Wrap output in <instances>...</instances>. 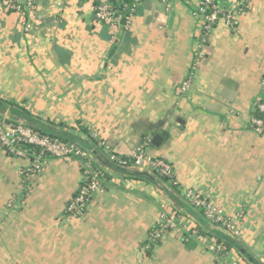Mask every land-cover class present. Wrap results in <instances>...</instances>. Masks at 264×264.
<instances>
[{
    "label": "crops",
    "instance_id": "0c3cea01",
    "mask_svg": "<svg viewBox=\"0 0 264 264\" xmlns=\"http://www.w3.org/2000/svg\"><path fill=\"white\" fill-rule=\"evenodd\" d=\"M199 2L134 0L128 27L96 21L86 0H36L32 10L23 2L22 12L0 6V115L27 124L10 112L24 110L32 125L73 136L107 174L105 191L70 216L79 161L48 156L24 176L29 161L0 146V264H221L176 231L145 249L163 208L184 212L170 194L185 202L187 188L241 214L234 240L264 264V133L249 121L264 97V0H249L234 28L218 22L204 41ZM162 132L147 151L171 163L173 187L129 174L156 176L150 167L115 168L98 146L125 157ZM227 256L248 263L238 249Z\"/></svg>",
    "mask_w": 264,
    "mask_h": 264
},
{
    "label": "built area",
    "instance_id": "2783aa9c",
    "mask_svg": "<svg viewBox=\"0 0 264 264\" xmlns=\"http://www.w3.org/2000/svg\"><path fill=\"white\" fill-rule=\"evenodd\" d=\"M36 0H23L30 10L35 8ZM92 4V10L96 21L114 26L123 22L125 27L130 24L134 3L128 8V14L115 13L109 0H86ZM164 5H169V0H159ZM249 0H200L196 6V13L202 18V39L204 41L209 32L218 22L234 28L237 25V16L246 7ZM22 0H0V6L6 10L22 12ZM226 2L232 4L228 7ZM23 29L29 31L32 23L22 22ZM200 46V45H199ZM189 86V79L182 83V89ZM254 108L264 114V102L259 100L253 104ZM253 108V109H254ZM252 129L257 133H264V119L250 117ZM151 136L147 135L136 145L130 153L121 158L112 152L110 146L99 141L100 146L107 153L109 160L121 168L145 169L149 168L156 175L163 176L168 183L177 186L171 163L164 158L150 159L148 147ZM0 146L10 155L28 160L27 165L21 170L24 176L37 172L48 156L62 158L65 160L77 159L82 169L81 184L75 196L67 204L65 212L74 217L85 213L87 206L96 193L105 191L106 183L105 169L94 159L93 150L83 147L75 141L64 140L56 136L39 133L33 127L23 122H10L4 120L0 115ZM183 199L196 211L200 212L209 224L221 230L232 238H238L243 233L241 214H226L220 207L208 200L200 192L187 188L183 192ZM198 223L191 216L174 208H163L150 228L145 249H151L158 240L168 231H176L187 234L188 239L195 240L206 251L210 252L214 259L221 264H246L239 259H230L226 254H221V246L210 238L207 233L197 231Z\"/></svg>",
    "mask_w": 264,
    "mask_h": 264
},
{
    "label": "trees",
    "instance_id": "16d2710c",
    "mask_svg": "<svg viewBox=\"0 0 264 264\" xmlns=\"http://www.w3.org/2000/svg\"><path fill=\"white\" fill-rule=\"evenodd\" d=\"M133 1L134 0H109V3H110L111 9L115 13H119V14H122L123 16H125V15L128 14V10L127 9L129 8V6H131V4L133 3ZM259 101L260 102H264V97H261L259 99ZM5 106H6V104L3 103L2 101H0V109L1 110L4 109ZM253 108H254V106H253ZM10 112H11V114L13 116H16L17 115V116H22V117L26 118L30 122V123H27V125L33 127L39 133L47 134L49 136H56V137H59V138L64 139V140L75 141L78 144L83 145L81 142H79V140H77L73 136H71V137H64L63 135L50 134L47 131H44L41 128L32 125L31 123L34 122L33 119L24 110L19 111L17 109L16 110L12 109ZM251 116L252 117H255V118L264 119V114L261 113L260 111H258L255 108L253 109ZM94 143H96L95 140H94ZM149 146H151V143L149 144ZM121 158H124V156L121 157ZM114 167L117 168V169H119V170H123V169L118 168L117 165H115ZM81 171H82V169H81ZM129 174L132 177L146 179V180L151 181V182H154V183L159 182V181L160 182H165L170 187H173L172 184L168 183V181H167V179L165 177L160 176V175H156L155 173L154 174L156 176L151 175V174H148L146 172H141V171H137L136 170V171L130 172ZM105 178L107 179V174L106 173H105ZM170 196H171V198L173 199V201L175 202V204L178 207H180L185 213L191 215L197 221V223H198V225H197V231L199 233H207L210 238H213L215 240V242L222 247L221 250L219 251V253L226 254L231 248H235V249H238V250L242 251L244 258L248 262L247 264H260L259 262H257L256 260H254L249 253H247L245 251L243 252L244 249H243L242 245L239 242H237L236 240H233L232 237H230L229 235L225 234L221 230H218L217 228L211 226V224H209L207 222V220L204 218V216L200 212L195 211V209L190 204L178 200V198H176L174 195H171L170 194ZM183 235H184V238L188 239L187 234L184 233ZM158 242H159V240L156 242V244ZM148 250H150V249H148Z\"/></svg>",
    "mask_w": 264,
    "mask_h": 264
},
{
    "label": "water",
    "instance_id": "95a60500",
    "mask_svg": "<svg viewBox=\"0 0 264 264\" xmlns=\"http://www.w3.org/2000/svg\"><path fill=\"white\" fill-rule=\"evenodd\" d=\"M164 136H166V132H162L161 134L154 135L151 139V144L155 147H158L161 144ZM118 168L123 169L121 167H118ZM233 240H234V238H233Z\"/></svg>",
    "mask_w": 264,
    "mask_h": 264
},
{
    "label": "rangeland",
    "instance_id": "374dc122",
    "mask_svg": "<svg viewBox=\"0 0 264 264\" xmlns=\"http://www.w3.org/2000/svg\"><path fill=\"white\" fill-rule=\"evenodd\" d=\"M186 216H190V215L186 213ZM60 264H64V261L62 263H60Z\"/></svg>",
    "mask_w": 264,
    "mask_h": 264
}]
</instances>
